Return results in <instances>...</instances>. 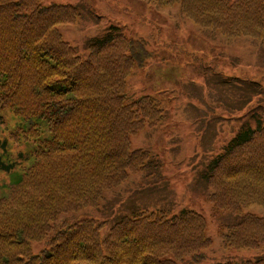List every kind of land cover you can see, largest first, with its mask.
<instances>
[{"label":"trees","instance_id":"trees-1","mask_svg":"<svg viewBox=\"0 0 264 264\" xmlns=\"http://www.w3.org/2000/svg\"><path fill=\"white\" fill-rule=\"evenodd\" d=\"M150 1L179 3L196 23L229 37L264 40V0ZM79 15L76 5L52 0H0V110L25 120L20 133L33 144L12 155L0 136V173L11 176L0 184V264H204L212 238L193 209H133L105 235L104 222L93 218L63 223L34 253L49 220L97 206L106 190L151 161L149 151L131 149V137L162 117L155 99L125 98L127 76L151 55L145 43L111 26L89 41L84 57L60 28ZM20 159L28 165L16 173ZM205 179L217 212L264 207V113L242 125ZM224 229L230 249L264 244V216L246 213ZM237 264H264V255Z\"/></svg>","mask_w":264,"mask_h":264},{"label":"rangeland","instance_id":"rangeland-1","mask_svg":"<svg viewBox=\"0 0 264 264\" xmlns=\"http://www.w3.org/2000/svg\"><path fill=\"white\" fill-rule=\"evenodd\" d=\"M52 1L73 4L80 10L74 23L60 28L63 38L84 57L89 41L111 26L145 43L151 55L147 59L142 55V62L127 76L125 98L131 104L145 96L155 99L162 117L156 126L146 125L131 137V149L149 151L151 161L147 159L142 170L131 172L120 185L106 190L97 206L62 212L49 220L50 227L32 244L34 253L49 245L63 223L93 218L104 222L105 235L115 220L133 209L174 213L193 209L206 217V232L212 238L204 264H237L264 255V244L234 250L225 246L223 235L226 225L238 222L246 213L264 216V207L252 204L239 212H217L208 200L211 189L205 179L212 159L224 151L242 125L253 114L264 113V40L229 37L202 27L179 3ZM249 99L252 102L247 105ZM0 116V136L9 140L12 155L29 150L32 141L20 133L27 130L25 120L9 108L0 110ZM21 161L16 173L28 165ZM10 178L0 173V184Z\"/></svg>","mask_w":264,"mask_h":264}]
</instances>
